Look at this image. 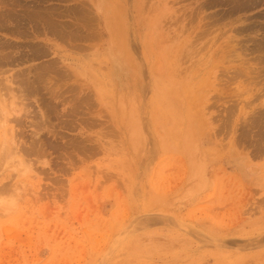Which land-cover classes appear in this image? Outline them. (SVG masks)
I'll return each instance as SVG.
<instances>
[{
    "label": "rangeland",
    "instance_id": "obj_1",
    "mask_svg": "<svg viewBox=\"0 0 264 264\" xmlns=\"http://www.w3.org/2000/svg\"><path fill=\"white\" fill-rule=\"evenodd\" d=\"M24 1L0 38L38 91L20 154L0 128V264H264V0Z\"/></svg>",
    "mask_w": 264,
    "mask_h": 264
},
{
    "label": "bare ground",
    "instance_id": "obj_2",
    "mask_svg": "<svg viewBox=\"0 0 264 264\" xmlns=\"http://www.w3.org/2000/svg\"><path fill=\"white\" fill-rule=\"evenodd\" d=\"M0 1H2V0H0ZM5 1H6V0H5ZM5 1H4V2H5ZM20 1H21V0H20ZM20 1H19V2H20ZM23 1H24V0H23ZM23 1H21V2H22V5L20 4L21 2L19 3L18 0L16 1V2H18L21 6H20L19 4L17 5L15 2H14V4H16V5L20 8V7H22V6L25 4V3H23ZM224 1H225V0H224ZM239 1H240V0H239ZM251 1H252V0H251ZM262 1H263V0H255V2H262ZM7 2L10 3L9 0H7L6 3H7ZM24 2H25V1H24ZM33 2H34V1H33ZM37 2H38V1H37ZM41 2H42V1H41ZM43 2H44V1H43ZM205 2H207V1L205 0ZM208 2H209V1H208ZM231 2H232V0H231ZM231 2H230V3H231ZM253 2H254V1H253ZM253 2H252V4H255V3H253ZM6 3H5V4H6ZM9 3H7V6L10 5V6L14 7L15 10L17 9V8L15 7L14 4L12 5V3H10V4H9ZM82 3H83V2H82ZM235 3H236V2H235ZM238 3H239V2H238ZM1 4H2V3H1ZM5 4H3V5H5ZM34 4H35V3H34ZM39 4H40V3H39ZM41 4H42V3H41ZM41 4H40V5H41ZM201 4H202V3H201ZM203 4H204V2H203ZM203 4L201 5V7L204 6V5L207 4V3H205L204 5H203ZM256 4H258V3H256ZM3 5H2L3 9H2V7L0 8V28L2 27V24H1V21H2V20L6 19V18H7V20H10V18L12 19L13 16H11V14H10L11 17H9V15H8L9 13H11V11H12V12H15L14 14H16L17 12L19 13V10H17V12H16V11L14 10V8L11 7V9H13L14 11H13V10H9L10 12H9V13L7 14V16H6V11L8 12V10L4 11L5 8H4ZM37 5H38V4H37ZM40 5H39V7H40ZM209 5L211 6L210 3H208V6H209ZM5 6H6V5H5ZM27 6H29V5H26V7L23 6V8H24V7L27 8ZM208 6H207V7H208ZM244 6H246V4H245ZM36 7H37V6H36ZM36 7L34 8V7L32 6L31 10L34 9L33 11H37L38 8H36ZM85 7H86V6H85ZM85 7H84V9H85ZM197 7H198V6H197ZM204 7H205V6H204ZM204 7H203V8H204ZM212 7H213V4H212ZM234 7H235V8H233L232 10L238 8V7H236V6H234ZM246 7H247V6H246ZM6 8H7V7H6ZM45 8H46V7H45ZM71 8H72V7H71ZM71 8H70V9H71ZM74 8H76L75 10H77V7H74ZM205 8H206V7H205ZM205 8H204L203 10H205ZM247 8H248V7H247ZM247 8H246V9H247ZM7 9H9V8H7ZM20 9H21V8H20ZM28 9H29V8H28ZM61 9H62V8H61ZM79 9H80V8H78V10H79ZM82 9H83V8H82ZM82 9H81V10H82ZM44 10H45V9L40 10V11H41L40 13H42V11H44ZM56 10H57V9H56ZM59 10H60V9H59ZM75 10H72V11H75ZM78 10L75 11V12L77 13ZM85 10L87 11L88 8L85 9ZM91 10H92V8H90V11H91ZM193 10H194V9H193ZM206 10H207V9H206ZM229 10H230V9H229ZM243 10H244V9H243ZM21 11H22V10H21ZM38 11H39V10H38ZM38 11H37V12H38ZM53 11H55V10H53ZM69 11L72 12L71 10H69ZM69 11H68V12H69ZM82 11H84V10H82ZM23 12H24V11H23ZM25 12H26V11H25ZM37 12H36V14H37ZM44 12H45V11H44ZM51 12H52V11H51ZM58 12H59V11H58ZM58 12L56 11V13H57L58 16H59L60 13H58ZM61 12H63V11H61ZM68 12H67V13H68ZM79 12H81V11H79ZM215 12H216V11H215ZM26 13H27V12H26ZM38 13H39V12H38ZM40 13H39V14H40ZM47 13H50V12H47ZM64 13H66V10L64 11ZM86 13H89V11L86 12ZM91 13L93 14V11H91L90 14H91ZM224 13H225V12H224ZM230 13H231V12H230ZM14 14H13V15H14ZM19 14H20V13H19ZM23 14H24V13H23ZM57 14H55V12H54V14H52V15L54 16V15H57ZM68 14H69V13H68ZM83 14H85V11L83 12ZM90 14H89V15H90ZM214 14H216V13H214ZM16 15H17V14H16ZM21 15H22V14H21ZM28 15H29V14H28ZM32 15H33V14H32ZM44 15H45V14H44ZM48 15L51 16V14H48ZM48 15H47V16H48ZM69 15H70V14H69ZM86 15H87V14H86ZM198 15H199V14H198ZM217 15H218V14H217ZM19 16H20V15H18V16H16V17H13V19H16L17 21H19V20L21 19V17H19ZM35 16H36V15H35ZM35 16H34V17H35ZM49 16H48V17H49ZM53 16H51L52 18H51V17H49V18H51V20H53V18H54ZM61 16H62V14H61ZM115 16H116V15H115ZM196 16H197V15H196ZM221 16H222V15H221ZM223 16H224V14H223ZM223 16H222V17H223ZM225 16H226V15H225ZM27 17H28V16H27ZM34 17H30V18L28 17V18H29L30 20H31V18H32V20L34 21ZM78 17H79V16H78ZM90 17H91V16H90ZM92 17H94V16H92ZM24 18H26V17L23 16V19H24ZM49 18H48V20H49ZM55 18H56V17H55ZM55 18H54V19H55ZM83 18H84V15H83ZM83 18H82V19H83ZM88 18H89V17H88ZM239 18H240V17H239ZM36 19H38V18L36 17ZM46 20H47V19H46ZM55 20H56V19H55ZM55 20H54V21H55ZM78 20H79V19H77V21H78ZM218 20H219V19H218ZM218 20H217V21H218ZM238 20H239V19H238ZM255 20H256V19H255ZM14 21H15V20H14ZM20 21H21V20H20ZM20 21H19V22H20ZM24 21H26V20H24ZM38 21H39V19H38ZM43 21L45 22V19H44ZM54 21H53V22H54ZM65 21H66V20H65ZM80 21H81V20H80ZM82 21H83V20H82ZM94 21H95V20H94ZM219 21H220V20H219ZM219 21H218V22H219ZM19 22H18V23H19ZM28 22H29V20H28ZM53 22L51 23L52 26H53V30L51 31L52 34H53L54 31H58V34H59V33L62 34V32H63L62 29L64 30V28H63L64 25L62 26V25H61V22H59V23H60V24H59L60 26L58 25V27H57V25H55L54 23H56V22H58V21H56V22H54V23H53ZM70 22H71V21H70ZM220 22H221V21H220ZM258 22H259V21H258ZM14 23H15V22H14ZM18 23H17V24H18ZM35 23H36V22H34V23L32 24V26L35 25ZM40 23H41V22H40ZM73 23H74V22H73ZM73 23H72V24H73ZM10 24H11V23H10ZM12 24H13V23H12ZM19 24H20V23H19ZM37 24H39V23H36V25H37ZM51 24H50V25H51ZM62 24H63V23H62ZM77 24H78V23H77ZM77 24H76V25H77ZM83 24H84V23H83ZM83 24H82V25H83ZM213 24H214V23H213ZM24 25H26V24H24ZM48 25H49V24L47 23V26H48ZM50 25H49V27H52V26H50ZM69 25H70V24H69ZM82 25H81V26H82ZM84 25H85V24H84ZM207 25H208V24H207ZM20 26L22 27V24H21ZM26 26H29L28 23H27ZM32 26H31V27H32ZM40 26H41V24L39 25V29H40V31H41L42 28H43L45 25H43L42 28H41ZM65 26H66V25H65ZM65 26H64V27H65ZM77 26H79V25H77ZM77 26H76V27H77ZM18 27H19V26H18ZM21 27H20V28H21ZM35 27H36V26H35ZM61 27H62V28H61ZM238 27H240V26H237L236 28L238 29ZM262 27H263V26H262ZM20 28H19L18 30H20ZM37 28H38V27H37ZM77 28H78V27H77ZM230 28H232V27H230ZM230 28H229V29H230ZM236 28H235V29H236ZM21 29H22V28H21ZM26 29H27V28H26ZM46 29H48V27H47ZM51 29H52V28H51ZM51 29H50V30H51ZM232 29H234V28H232ZM241 29H242V28H241ZM43 30H45V29H43ZM50 30L48 29L49 32H50ZM242 30H243V29H242ZM245 30H247V28H244L243 31L245 32ZM255 30H257V29H255ZM1 31H2V30H1ZM14 31H15V30H14ZM32 31H33V30H32ZM35 31H36V30H35ZM45 31H46V30H45ZM69 31H70V30H69ZM77 31H79V30H77ZM121 31H122V30H121ZM195 31H196V30H195ZM237 31H238V30H237ZM243 31H242V32H243ZM7 32H9V31H7ZM19 32H21V33H23V32L26 33V31H23V30H20ZM19 32H16V33H19ZM42 32H43V31H42ZM72 32H73V31H72ZM79 32H80V31H79ZM203 32H204V31H203ZM225 32H226V31H225ZM13 33H14V35H15V32H13ZM29 33H30V32H29ZM43 33H44V32H43ZM55 33H56V32H55ZM67 33H68V32H67ZM70 33H71V32H70ZM76 33H77V32H76ZM76 33L74 32V35H75V36L78 35V34H76ZM240 33H241V32H240ZM8 34H9V33H8ZM40 34H41V33H40ZM58 34H57V35H58ZM60 34H59V35H60ZM87 34H88V33H87ZM224 34H225V33H224ZM16 35H17V34H16ZM19 35H20V34H19ZM27 35H29V34H27ZM31 35H32V33H31ZM46 35H47V34H46ZM64 35H66V34H63L62 37H63ZM69 35H70V34H69ZM71 35L73 36V38L75 37L73 34H71ZM71 35H70V36H71ZM80 35H81V34H80ZM125 35H126V34H125ZM25 36H26V34H25ZM220 36H221V35H220ZM58 37H59V36H58ZM35 38H36V37H35ZM223 39H224V38H223ZM227 39H228V38H227ZM256 39H257V38H256ZM82 40H83V39H82ZM246 40H247V39H246ZM64 41H65V40H64ZM132 42H133V41H132ZM259 42H260V41H259ZM12 43H14V42L12 41L11 43H9V42H7V40L4 41V40H2V39L0 38V128H2V130H3L2 135L5 136V137L3 138V139H4V142H5V143L8 142L9 145H10V146L8 147V149L13 147L15 151H14L13 149H11L12 153H13V151H14V153L17 152V153L20 154V151H19L20 149L18 148V147H19V144H17L18 142L16 143V141H18V140H16V139H18V137L16 138V135H18V134H16V133H17V132H16V124H20V123H21V120H20V119H21V116H19V115H22V114L25 115V113L28 112V109H29V108H26V107H28L29 105L27 106V104H26L27 102H24L27 93H28V92H31V93H32L33 90H34V92L38 91V90L35 91V88H38V86H36V85L34 84V83L36 82V81L34 80V83H32V85L34 84V86H32L34 89H33V88H31V89H33V90L30 89V87H31V85H30L31 83H30V82H31V81H29L30 79L27 80L26 78L28 77L27 75L32 74L31 72H30V74H29V73H27V74L24 73V74H25L24 76H27V77H24V78L26 79V82H24L25 79H24L23 76H22V75H23V72H24L25 69H26V68H24V67H23V68H24V71H23V69H21V70H22V73H21L19 70H15V69H14V70H15L14 73H16V74H17L18 72L20 73V74L18 73V74H19L18 76H14L15 74L10 75V74L8 73V71L10 70V67H12V65H11L12 62L14 63L15 61H20L19 59H16V58H15V59H10L12 53H14V52H12V50H10V49L12 48V47H11V46H12V45H11ZM15 43H16V42H15ZM66 43H67V42H66ZM228 43H229V42H228ZM231 43H232V41H231ZM238 43H239V42H238ZM16 45H18V44H15V46H16ZM39 45H40V44H39ZM73 45H74V44H73ZM73 45H72V46H73ZM76 45H77V44H76ZM31 46H32V45H31ZM36 46H38V44H37ZM41 46H42V45H41ZM41 46H39V47L41 48ZM45 46H46V45H45ZM79 46H80V45H79ZM257 46H258V45H257ZM9 47H11V48H9ZM17 47H19V46H17ZM32 47H33V46H32ZM42 47H43V46H42ZM210 47H211V46H210ZM226 47H227V46H226ZM228 47H231V48H229V49H231L230 51H232V50H235V48H237L238 46L236 47V45H232V46H231V45L228 44ZM228 47H227V48H228ZM8 48H9V50H10L11 52H10L9 50H7ZM13 48H14V46H13ZM13 48H12V49H13ZM20 48H21V47H20ZM34 48H36V47L34 46ZM34 48H33V49H29V50H32L31 52H33ZM221 48H222V47H221ZM221 48H219V49H221ZM261 48H262V47H261ZM16 49H17V48H16ZM22 49L25 51V48H22ZM41 49H42V48H41ZM252 49H253V48H252ZM37 50H39V49L36 48V51L33 52L32 54H30V56H28V57H31V55H33V54L36 55L35 57H38V55H39L40 53H42V54H43V53H44V54H45V53H48V49H47V48H45V51L47 50L46 52H41V51H37ZM43 50H44V49H43ZM13 51H15V49H14ZM16 51H18V50H16ZM16 51H15V52H16ZM20 51L22 52V50H20ZM24 51H23V52H24ZM18 52H19V51H18ZM28 52H29V51H28ZM29 53H30V52H29ZM38 53H39V54H38ZM15 54L17 55L18 53H15ZM15 54H14V57H15ZM22 54H24V53H22ZM26 54H27V53H26ZM223 54H224V53H223ZM223 54H222V55H223ZM20 55H21V54H20ZM28 55H29V54H28ZM21 56H22V55H21ZM25 56H26V55H25ZM214 56H215V55H214ZM229 56H230V55H229ZM17 57H18V55H17ZM19 57H20V56H19ZM22 57H23V58H21V59L26 58V57H24V56H22ZM33 57H34V56H33ZM33 57H31V58L33 59ZM35 57H34V58H35ZM263 58H264V57H263ZM236 59H237V58H236ZM29 60H31V59L29 58ZM29 60H28V61H29ZM236 61H237V60H236ZM25 62H27V61H25ZM20 63H21V62H20ZM47 63H48V62H47ZM9 64L11 65L10 67H9ZM18 64H19V63H18ZM22 65H23V63H22ZM43 65H44V64H43ZM33 66H34V65H33ZM48 66H49V65H47V67H48ZM258 66H259V65H258ZM34 67H35V66H34ZM34 67H33V68H34ZM38 67H39V66H38ZM38 67H35L36 69L34 68L33 70H37ZM41 67H43V66H41ZM47 67H45V69H46ZM51 67H52V66H50V68H51ZM31 68H32L31 66L28 67V72L31 70ZM50 68H48V69H50ZM263 68H264V67H263ZM43 69H44V68H42L41 71H43ZM48 69H46V70H48ZM53 69H54V68H53ZM236 69H237V68H236ZM33 70H32L33 73H35V72L38 73V72H37L38 70L35 71V72H34ZM50 70H52V69H50ZM55 70H56V68H55ZM59 70H60V69H59ZM243 70H244V69H243ZM249 70H250V69H249ZM259 70H260V69H259ZM263 70H264V69H263ZM16 71H17V72H16ZM41 71H39V72H40L39 74L42 73V74H41L42 77L39 76V75H38V76L41 77V78L43 79V77H44L43 74H45L46 72L44 73V72H41ZM44 71H45V70H44ZM237 71L239 72V74L241 73L239 70H237ZM246 71H248V70H246ZM261 71H262V70H261ZM12 72H13V71H12ZM26 72H27V71H26ZM234 72H236V70H234ZM238 72H237V74H238ZM259 72H260V71H259ZM36 73H35V74H36ZM21 74H22V75H21ZM239 74H238V75H239ZM241 74H242V73H241ZM260 74H261V73H260ZM36 75H37V74H36ZM243 75H244V72H243ZM261 75H262V74H261ZM33 76H34V74H33ZM246 76H247V75H246ZM255 76H256V75H255ZM19 77H20V78H19ZM31 77H32V75H31ZM35 77H36V76H34V77H32V78L35 79ZM39 77H37L36 79H39ZM208 77H209V76H208ZM251 77H252V76H251ZM258 77H259V76H258ZM28 78H30V77H28ZM32 78H31V80H32ZM41 78H40V79H41ZM261 78H262V77H261ZM40 79H39V80H40ZM229 80H231V79H229ZM27 81H29L28 83H30V84H28ZM258 81H259V80H258ZM226 82H227V81H226ZM250 82H251V81H250ZM37 83H40V82L37 81ZM219 83H220V82H219ZM255 83H256V82H255ZM37 85H38V84H37ZM256 85H257V84H256ZM262 85H263V84H262ZM35 86H36V87H35ZM39 86H42V85H39ZM220 87H221V86H220ZM220 87H219V88H220ZM263 87H264V86H263ZM258 88H259V87H258ZM260 88H261V87H260ZM66 89H67V88H66ZM253 89H254V88H253ZM256 89H257V88H256ZM262 89H263V88H262ZM16 90H17V91H16ZM258 90L260 91V89H258ZM258 90H257V91H258ZM34 92H33V93H34ZM261 92H263V90H262ZM31 93H29V94H31ZM25 94H26V95H25ZM31 95H32V94H31ZM51 95H52V94H51ZM56 95H57V94H56ZM87 95H88V94H87ZM240 95H241V94H239V96H240ZM257 96H258V97H257ZM81 97H82V96H81ZM253 97H254V96H253ZM255 97H257L258 99H260L261 96H259V94H258V95H256ZM28 98H29V97H28ZM36 98H37V97H36ZM82 98H83V97H82ZM241 98H242V96H241ZM261 98H263V97H261ZM37 99H38V98H37ZM76 99H77V98H76ZM78 99H79V98H78ZM242 99H243V98H242ZM255 99H256V98H255ZM255 99H254V100H255ZM263 99H264V98H263ZM263 99H262L261 102H259V103H261V106H264V100H263ZM81 100H82V99H81ZM251 100H252V99H251ZM260 100H261V99H260ZM39 101H40V100H39ZM78 101H79V100H78ZM143 101H144V100H143ZM251 102H252V101H251ZM251 102H250V103H251ZM28 103H29V102H28ZM40 103H41V102H40ZM46 103H47V102H46ZM76 103H77V102H76ZM250 103H249V104H250ZM252 103H253V102H252ZM259 103H258V104H259ZM29 104H31V103H29ZM41 104H42V103H41ZM56 104H57V103H56ZM210 104H211V103H210ZM212 105H213V104H212ZM214 105H215V104H214ZM244 105H245V104H244ZM39 106H40V105H39ZM55 106H56V105H55ZM73 106H74V105H73ZM210 106H211V105H210ZM259 106H260V105H259ZM261 106H260V107H261ZM31 107H32V106H31ZM250 107H251V106H250ZM255 107H256V106H255ZM55 108H56V107H55ZM72 108H73V107H72ZM72 108H71V110H73ZM261 108H262V107H261ZM143 109H145V108H143ZM252 109H253V108H252ZM23 110H25V112H24ZM26 110H27V111H26ZM261 110H263V111H262V115H261L258 119L255 118V119L253 120V118H252V119H251L252 122L249 123V124H254L253 126H256V125H257V128H258L259 126H260V127H261V126L263 127V128H258V129H259V134H257L258 132L256 133V135H259V136H257V137H259V138L262 137L263 134H264V109H261ZM9 111H10V112H9ZM22 111H23L24 113H23ZM68 111H69V110H68ZM30 112H31V111H30ZM45 112H46V111H45ZM234 112H235V111H234ZM256 112H257V111H256ZM259 112H261V111H259ZM34 113H35V112H34ZM46 113H47V112H46ZM78 113H79V112H78ZM10 114H12V118L9 117ZM26 114H28V113H26ZM30 114H31V113H30ZM39 114H40V113H39ZM44 114H45V113H44ZM228 114H229V113H228ZM255 114H256V113H255ZM257 114H258V113H257ZM260 114H261V113H260ZM260 114H259V115H260ZM40 115H41V114H40ZM73 115H74V114H73ZM225 115H226V114H225ZM248 115H249V114H248ZM26 116H27V115H26ZM35 116H36V113H35ZM38 116H39V115H38ZM46 116H47V115H46ZM65 116H66V115H65ZM36 117H37V116H36ZM39 118L41 119V117H39ZM47 118H48V117H47ZM80 119H81V118H80ZM33 120H34V119H32V121H33ZM35 120H36V119H35ZM244 120H245V119H244ZM248 120H249V119H248ZM27 121H28V120H27ZM30 121H31V120H30ZM30 121H29V122H30ZM32 121H31V123H32ZM82 121H83V120H82ZM140 121H141V120H140ZM34 122H35V121H34ZM130 122H131V121H130ZM238 122H239V121H238ZM249 122H250V121H249ZM33 124H34V123H33ZM136 124H138V123H136ZM235 124H236V123H235ZM31 125H32V124H31ZM34 125H35V124H34ZM39 125H40V124H39ZM141 125H142V121H141ZM7 126H8V127H7ZM17 126H18V125H17ZM24 126H25V125H24ZM29 126H30V125H29ZM35 126H36V125H35ZM251 126H252V125H251ZM135 127H136V125H135ZM19 128H20V126H19ZM36 128H37V127H36ZM44 128H45V127H44ZM142 128H143V127H142ZM228 128H229V127H228ZM253 128H254V127H253ZM113 129H114V128H113ZM162 130H163V129H162ZM256 130H257V129H256ZM21 131H22V130H21ZM142 131H144V130H142ZM257 131H258V130H257ZM143 133H144V132H143ZM242 133H243V132H242ZM245 133H246V132H245ZM21 134H22V133H21ZM36 134H37V133H36ZM111 134H112V133H111ZM247 134H248V133H247ZM31 135H32V134H31ZM68 135H69V134H68ZM6 136L8 137V139H6V138H7ZM18 136H19V135H18ZM36 136H38V135H36ZM142 136H143V135H142ZM147 137H148V136H147ZM149 137H150V136H149ZM162 137H163V136H162ZM3 139H2V141H3ZM34 139L37 140V138H34ZM140 139H141V138H140ZM67 140H68V139H67ZM131 140H132V139H131ZM146 140H147V139H146ZM245 140H246V139H245ZM256 140H257V139H255V141H256ZM258 140H259V139H258ZM261 140H262V138H261ZM79 141H80V140H79ZM259 141H260V140H259ZM25 142H26V141H25ZM80 142H81V141H80ZM138 142H139V141H138ZM138 142H137V143H138ZM262 142H264V141H262ZM21 143H22V142H21ZM21 143H20V144H21ZM32 143H33V142H32ZM143 143H144V142H143ZM256 143H258V141H257ZM2 144H3V143H2ZM30 144H31V143H30ZM258 144H261V142H259ZM93 145H94V144H93ZM4 146H5V144H3V147H4ZM20 146H21V145H20ZM81 146H82V145H81ZM255 146H256V145H255ZM259 146H260V145H258V147H259ZM161 147H162V146H161ZM20 148H21V147H20ZM52 148H53V147H52ZM4 149L7 150L6 148H4ZM41 149H42V148H41ZM43 149H44V148H43ZM58 149H59V147H58ZM77 149H78V148H77ZM1 150H2V149H1ZM21 150H22V149H21ZM261 150H262V149H261ZM8 151H10V150H8ZM23 151H24V150H23ZM36 151H37V150H36ZM94 151H95V150H94ZM6 152H7V151H6ZM9 153H11V152H9ZM17 153H16V154H17ZM41 153H43V152H41ZM41 153H40V155H41ZM4 154H5V153H4ZM28 155H29V154H28ZM5 156H6V155H5ZM35 162H36V160H35ZM60 162H61V161H60ZM2 187H3V186H2ZM0 191H2V189H1ZM136 191H137V190H136ZM150 194H151V193H150ZM259 199H260V198H259ZM1 200H2V199H1ZM146 202H147V201H146ZM139 203H140V202H139ZM256 211H257V210H256ZM175 218H176V217H175ZM201 233H202V232H201ZM205 234H206V233H205ZM208 236H209V235H208ZM260 238H262V240H260ZM260 238H258V239L263 243V241H264V236H262V237H260ZM215 239H216V238H215ZM205 241H206V240H205ZM250 241H251V240H250ZM257 241H258V240H257ZM260 241H259V242H260ZM234 242H235V244H239V245H242V246L245 247V245H246V246H250V245H252V243H253L254 241H253V242H252V241H251V242L247 241V243H243V242H241L240 240L237 239V240H235ZM223 243H224V242H223ZM226 243H227V242H226ZM241 243H242V244H241ZM254 243H255V242H254ZM218 244H219V243H218ZM243 244H244V245H243ZM259 244H260V243H259ZM255 245H256V244H255ZM260 245H261V244H260ZM218 246H219V245H218ZM220 246H221V245H220ZM242 246H240V247L238 246V248L241 249V248H243ZM211 247H212V246H211ZM251 247H252V246H251ZM251 247H250V248H251ZM238 248H237V249H238ZM253 248H254V247H253ZM244 249H245V248H244ZM246 249H249V248H246ZM248 252H250V251H248Z\"/></svg>",
    "mask_w": 264,
    "mask_h": 264
}]
</instances>
